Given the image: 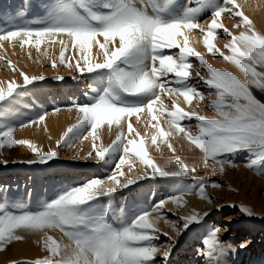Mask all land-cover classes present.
<instances>
[{
	"label": "snow or ice",
	"instance_id": "obj_1",
	"mask_svg": "<svg viewBox=\"0 0 264 264\" xmlns=\"http://www.w3.org/2000/svg\"><path fill=\"white\" fill-rule=\"evenodd\" d=\"M222 17L236 21V31L226 27ZM194 33L208 55L231 63L243 78L210 63L193 46L200 42ZM221 33L227 42L219 47L215 41ZM5 44L19 47L29 58L35 49L53 69H68L77 85L88 83L84 99L66 106L78 113L77 121L63 131L55 147L43 150L29 139L14 138V133L17 127L41 124L47 131L46 117L61 108L42 110L18 123V106L41 82H63L65 76L29 75L23 66L0 56L22 81L0 82V165L47 166L60 158L58 149L67 148L75 150L70 159L91 161L106 171L102 178L61 187L37 210L9 202V189L0 186V252L35 237L44 253L10 264H169L177 239L204 226L213 207H225L206 191L208 185H222L198 175V165L177 154L173 141H186L199 153L203 168L211 165L212 175L236 168L235 158L241 154H246V168L264 175V100L255 94L258 90L264 97V31L237 0H50L41 17L28 18L23 7L11 19L0 16V49L7 52ZM57 46L59 56L53 59L50 50ZM200 82L210 91L202 92ZM205 100L215 116L195 110ZM141 124L143 135L135 126ZM105 128L115 131L107 145L102 139ZM85 141L90 144L87 151L77 148ZM16 146H26L32 157L4 158L5 150ZM165 148L171 153L167 157ZM145 181L166 183L171 194L147 206L121 209L115 225L106 222L103 199L114 200ZM191 196L209 208L190 207ZM240 211L248 217L260 215L243 205ZM161 222L172 234L159 227ZM224 231L215 225L205 230L202 250H197L205 264H226V255L236 251L221 240ZM247 246L239 244L240 249Z\"/></svg>",
	"mask_w": 264,
	"mask_h": 264
},
{
	"label": "rangeland",
	"instance_id": "obj_2",
	"mask_svg": "<svg viewBox=\"0 0 264 264\" xmlns=\"http://www.w3.org/2000/svg\"><path fill=\"white\" fill-rule=\"evenodd\" d=\"M10 2H21L19 5L16 3L18 8L20 9L22 6L26 12H30L31 18H34L44 15L46 5L50 0H30V2L29 0H0V13L6 12L11 8L9 7ZM32 6L34 7L33 10H29ZM16 7H13L15 11L18 10ZM36 8L38 10L35 11ZM247 15L249 14L247 13ZM222 20L226 27L236 31L232 28V25L236 21L224 17H222ZM257 29L260 30V28ZM261 31H264V29ZM193 35L196 40L202 43V39L198 34L194 33ZM226 42L222 38V33L215 41L219 47H222ZM5 48L7 52L1 49L0 56H7L13 62L23 66L29 75L44 74L49 78L54 74L65 76V81L63 82H56L51 79L41 82L40 86L35 88L29 96L23 98L18 106V123L35 116L42 110L51 112L54 107L59 106L61 108L60 112L46 117L44 123L47 125V131L44 130V125L41 124L23 129L17 127L14 133V138L29 139L43 150L55 147V141L78 118V113L75 109L69 111L66 106L73 99H84L83 93L87 90L86 85L88 82L84 81L77 85L76 82L70 79L72 73L68 69L63 66L53 69L50 62L41 53H37L35 49L31 50L32 56L29 58L19 47L13 49L11 46H6ZM201 52L206 54V58L215 67L226 70L229 62L224 61L219 56L213 58L206 53L205 48ZM50 54L53 59H58L59 48L58 50L57 48L51 49ZM13 78L18 79L20 77L7 70L5 62L0 61V82H7ZM198 87L204 93L210 91L204 86L203 82H200ZM256 92L255 94L257 95ZM212 98L214 97H209V99ZM193 104L196 105V101H193ZM207 104L208 100L200 102L195 110L208 117L215 116V112L209 109ZM24 131H27V134H24ZM148 131H151V129H148ZM49 136H51V140L48 139ZM114 138L115 135L109 136L103 130L102 139L105 145L110 143ZM173 144L177 150V154L186 158L188 163L198 165V175H208L211 180L219 182L222 185L220 189H213L208 185L206 186V191L216 203L223 204L225 207L220 209V211H216L213 207L209 217L206 218L204 226L193 228L177 239L169 258V264H205V261L197 254V250H202L201 240L205 235V230L214 225L226 228V231L222 232L220 238L236 248L235 252H230L226 255V264H264V218H260L264 216V175L245 167L246 154H241L235 158V163L238 165L236 168L227 167L225 174L212 175L211 165L207 169L203 168L200 164L199 153L191 151L186 141L176 140L173 141ZM89 146L88 141H85L82 145L77 144V148L83 147L85 151L88 150ZM58 151L60 158L49 162L47 166H29L22 163H9L7 166L0 165V186L9 189L7 193L9 202L16 204L24 203L30 210H37L43 203L52 199L53 195H55L54 193L61 187L67 186L70 183H79L93 177L102 178L106 175L105 169L95 165L91 161L83 163L70 159L74 154V149L60 148ZM149 151L163 163V159L160 158L159 153H155L151 148ZM170 154L165 148L164 157ZM31 157L32 154L26 146H16L14 149L5 150L4 156L8 160H20ZM53 182H57L58 184L52 185L51 183ZM170 194L171 187L166 183L140 182V186H131L130 191L124 190L123 193H118L114 200L103 199L102 207L105 213L103 218L106 222L115 225L121 209L130 211L139 206H147L151 201L162 199ZM197 199L201 201L198 197ZM201 202L202 205L197 210H207L209 208L207 202ZM227 205H235L236 207H228ZM241 205L250 207L255 213L260 215L253 217L243 215L240 211ZM113 210H115V213ZM169 219L174 220L175 217L169 215ZM159 227L163 231H168L172 234L171 229L164 225L163 222L160 223ZM53 235L59 238L60 234L54 233ZM35 239V237H28L26 240L15 242L6 251L0 252V264H10L12 260H31L42 256L44 253L41 251V247L36 244ZM166 240L167 238L161 237V242H166ZM241 242H247L248 246L240 249L239 244ZM21 245L27 246L32 256L25 257L15 254L16 248ZM157 259L159 260L160 258Z\"/></svg>",
	"mask_w": 264,
	"mask_h": 264
},
{
	"label": "bare ground",
	"instance_id": "obj_3",
	"mask_svg": "<svg viewBox=\"0 0 264 264\" xmlns=\"http://www.w3.org/2000/svg\"><path fill=\"white\" fill-rule=\"evenodd\" d=\"M237 2L238 3H241V4H243L244 5V11H245V13L247 14H249V16H250V18H252L253 20H254V22H255V24H256V27L257 28H260V30H263L264 29V0H237ZM16 3H18V2H16ZM15 2H10L8 5H9V7H11L8 11H6V12H2V13H0V16H3L5 19H11V18H13V16H14V14H15V8H13V7H16V8H18V5L21 3V2H19L18 3V5L16 4ZM21 5H23V4H21ZM22 7V6H21ZM33 6L32 7H30V9L29 10H33ZM19 9V8H18ZM36 10H38L37 8L35 9V11ZM45 11H46V8H45ZM28 13V12H27ZM28 18H31V14H30V12L28 13ZM6 46H9L8 44H5V46L4 47H6ZM194 46L197 48V50L198 51H203V49H204V47H203V44L202 43H194ZM55 48H57V50H58V46L57 47H54V49ZM202 49V50H201ZM1 50V49H0ZM205 51V50H204ZM226 70H228V71H231V72H233L234 74H236L238 77H241V78H243L242 77V73L240 72V70L239 69H237L234 65H232L231 63H229V64H227V66H226ZM18 81H20V82H22L21 81V78H18L17 79ZM4 83H7V82H4ZM258 91V90H257ZM257 93V96H258V98L260 97L262 100H264V98L263 97H261L260 96V93L259 92H256ZM182 106H184L183 105V103H182ZM136 127H137V129L141 132V134L143 133L144 134V132H145V128L143 127V124H141V125H135ZM165 127H166V125H165ZM27 131H24L23 133L24 134H27L26 133ZM149 133H151L152 132V130L151 131H148ZM105 133L107 134V135H109V136H113V135H115V131H113L112 133H109L107 130H106V128H105ZM57 182H53V183H51L52 185H55ZM58 184V183H57ZM59 189V188H58ZM57 190V189H56ZM56 192V191H55ZM54 194H56V193H54ZM54 196V195H53ZM188 199H189V206L190 207H195V208H197L198 209V207L199 206H201L202 205V202L201 201H199L198 199H197V197H188ZM29 249H28V247L27 246H24V245H21V246H19V247H17L16 248V251H15V254H20L21 256H25V257H29V256H32V253H29ZM23 254V255H22Z\"/></svg>",
	"mask_w": 264,
	"mask_h": 264
}]
</instances>
